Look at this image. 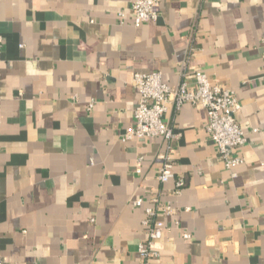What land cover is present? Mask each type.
I'll return each mask as SVG.
<instances>
[{
    "label": "crops",
    "instance_id": "obj_1",
    "mask_svg": "<svg viewBox=\"0 0 264 264\" xmlns=\"http://www.w3.org/2000/svg\"><path fill=\"white\" fill-rule=\"evenodd\" d=\"M134 1L0 0L4 264H140L154 197L175 211L159 218L152 264H264V0H161L141 26ZM157 71L170 86L203 71L235 92L248 138L237 177L190 104L167 114L181 135L167 184L163 138L122 140L134 74Z\"/></svg>",
    "mask_w": 264,
    "mask_h": 264
},
{
    "label": "built area",
    "instance_id": "obj_2",
    "mask_svg": "<svg viewBox=\"0 0 264 264\" xmlns=\"http://www.w3.org/2000/svg\"><path fill=\"white\" fill-rule=\"evenodd\" d=\"M160 5L161 0H135L131 8L135 26L157 22ZM191 77L194 88L189 80ZM181 79L177 86H170L164 82L161 72L134 74L132 84L138 94V103L134 110L135 126L126 131L122 140L126 142L134 139L163 138L167 147L158 156L161 163L158 180L161 184H167L176 178V151L173 141L181 137L168 122L167 114L171 105H174L176 111H180L185 104H190L206 111V131L217 146L225 169L233 178L237 177L235 170L245 164L241 151L248 141L246 133L237 122L242 104L233 90L221 82L212 84L203 71L183 73ZM92 108L93 103L90 105V109ZM261 166L264 169V163ZM136 173L140 174L141 169L138 168ZM184 187V179L178 178L176 194H180ZM152 202L154 205L147 208V217L143 221L145 240L139 244L140 264H152V260L157 256L155 245L164 237L166 230L165 223L159 218L172 215L175 211L170 205H160L158 197H154ZM143 203L144 200L139 199L132 205L139 208ZM0 264H4L1 252Z\"/></svg>",
    "mask_w": 264,
    "mask_h": 264
}]
</instances>
